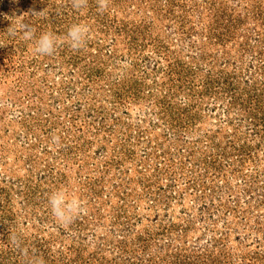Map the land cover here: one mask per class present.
I'll return each mask as SVG.
<instances>
[{
    "label": "rangeland",
    "instance_id": "374dc122",
    "mask_svg": "<svg viewBox=\"0 0 264 264\" xmlns=\"http://www.w3.org/2000/svg\"><path fill=\"white\" fill-rule=\"evenodd\" d=\"M0 264H264V0H0Z\"/></svg>",
    "mask_w": 264,
    "mask_h": 264
},
{
    "label": "clouds",
    "instance_id": "9594fccd",
    "mask_svg": "<svg viewBox=\"0 0 264 264\" xmlns=\"http://www.w3.org/2000/svg\"><path fill=\"white\" fill-rule=\"evenodd\" d=\"M71 7L80 11L87 7L88 0H70ZM99 10L105 11L108 9L109 0H97ZM23 38L25 40H35L34 52L42 56L53 55L60 40L51 32L42 33L38 38L35 36V29L30 25H23ZM89 30L87 26L82 24H73L67 31L66 40L68 46L79 51L85 45L88 39ZM10 35H15L14 31H10ZM56 138H54L55 141ZM48 203L51 207L53 216L61 223H71L78 215L85 212L84 206L76 199H68L67 194L63 190H57L50 194ZM13 243L18 241L15 236L12 237Z\"/></svg>",
    "mask_w": 264,
    "mask_h": 264
}]
</instances>
